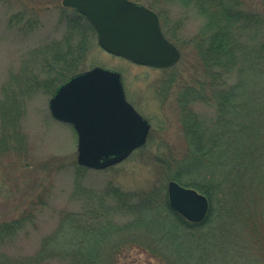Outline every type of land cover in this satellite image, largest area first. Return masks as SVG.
Segmentation results:
<instances>
[{"label":"trees","instance_id":"obj_1","mask_svg":"<svg viewBox=\"0 0 264 264\" xmlns=\"http://www.w3.org/2000/svg\"><path fill=\"white\" fill-rule=\"evenodd\" d=\"M163 1L193 6L204 17V28L192 43L203 64L219 70L213 85L181 86L177 105L187 152L161 167L167 181L194 188L208 198L207 218L201 223L184 220L171 208L164 186L124 192L110 183L103 192H88L81 211L65 212L31 254L11 255L8 250L34 223L35 209L0 221V264H117L119 255L133 248L162 264H264V140L251 121L237 118L248 103L240 90L239 73L245 74L246 65L253 63L264 69V0L255 6L245 0ZM158 15L173 42L176 36ZM24 16L16 14L12 20L19 22ZM60 18L64 36L38 48L23 75L5 89L0 112L3 148L12 143L23 150L21 121L27 97L35 93L51 97L61 84L86 70L96 41L94 29L71 8L62 7ZM37 24L35 18L33 25ZM248 32L255 33L253 42L259 37L255 45L249 44ZM234 71L237 82L228 85L226 76ZM175 82L176 78L164 79L161 87L168 91ZM206 87L211 92L208 99ZM199 101L216 103L214 117L195 112L193 104Z\"/></svg>","mask_w":264,"mask_h":264},{"label":"rangeland","instance_id":"obj_2","mask_svg":"<svg viewBox=\"0 0 264 264\" xmlns=\"http://www.w3.org/2000/svg\"><path fill=\"white\" fill-rule=\"evenodd\" d=\"M132 1L163 15L171 34L176 36L173 43L181 51L179 62L169 70L137 65L107 53L96 38L85 69L101 67L121 73L127 100L152 125L150 140L144 149L136 150L123 162L93 170L78 165L77 133L72 125L52 117L49 95L35 93L23 101L21 151L12 143L8 149L1 147L0 114V221L16 219L35 209L34 223L27 225L9 247L11 255L33 253L40 240L57 228L65 212L83 209L90 191L103 192L113 183L124 192H138L155 185L166 187L167 192V172L161 167L183 158L187 152L177 105L181 86L213 85L219 72L203 64L192 43L204 28L205 19L193 6L187 8L180 2ZM245 1L253 6L258 3ZM62 7V0H0V112L5 89L23 75L37 49L64 36L60 23ZM21 13H25V19L12 20L13 15ZM34 17L38 18L37 25H33ZM246 38L250 45L259 39L253 42L254 32H248ZM246 71L239 73V77L244 88L241 86L240 90L246 93L248 103L246 111L239 112L237 118L251 121L264 140V69L253 63L246 65ZM234 72L226 76L228 85L237 82L238 73ZM168 78H176V82L166 91L161 84ZM205 90L209 92L205 93L208 99L210 88ZM193 108L200 117L210 119L215 115L216 103L199 101ZM117 259V264H162L140 248L125 249Z\"/></svg>","mask_w":264,"mask_h":264},{"label":"water","instance_id":"obj_3","mask_svg":"<svg viewBox=\"0 0 264 264\" xmlns=\"http://www.w3.org/2000/svg\"><path fill=\"white\" fill-rule=\"evenodd\" d=\"M63 7L84 15L98 45L107 53L137 65L175 66L181 52L163 32L159 15L132 0H62ZM52 117L77 133V163L104 170L129 158L148 142L152 128L127 100L121 73L94 67L61 84L49 100ZM171 208L190 223L203 222L208 198L194 188L171 180Z\"/></svg>","mask_w":264,"mask_h":264}]
</instances>
